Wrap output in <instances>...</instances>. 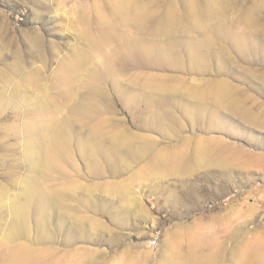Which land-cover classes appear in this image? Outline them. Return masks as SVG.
<instances>
[{
  "label": "rangeland",
  "instance_id": "374dc122",
  "mask_svg": "<svg viewBox=\"0 0 264 264\" xmlns=\"http://www.w3.org/2000/svg\"><path fill=\"white\" fill-rule=\"evenodd\" d=\"M138 2L0 0V264H264V1Z\"/></svg>",
  "mask_w": 264,
  "mask_h": 264
},
{
  "label": "bare ground",
  "instance_id": "6f19581e",
  "mask_svg": "<svg viewBox=\"0 0 264 264\" xmlns=\"http://www.w3.org/2000/svg\"><path fill=\"white\" fill-rule=\"evenodd\" d=\"M137 1V2H136ZM138 1H142V2H144V1H147V0H116V6H115V8H116V10L115 11H117V12H119V13H122V14H124V16H123V20H122V24L123 25H127V23H128V20H127V23H126V19H129V21L130 20H133L135 23H136V25L138 26V27H142V26H144V25H146L147 24V22H146V19H147V10L145 9V8H143L144 6H145V4H144V6H142L141 8L142 9H138L139 8V2ZM167 1V0H166ZM170 1V0H169ZM174 1V0H173ZM185 1V0H184ZM198 1H237V0H198ZM247 1V0H246ZM264 1V0H263ZM128 4V7L126 8L125 7V4ZM208 5V4H207ZM147 6V5H146ZM121 10H124V11H121ZM211 11V10H210ZM206 16L208 15L207 13L205 14ZM125 16H126V18H125ZM194 18V17H193ZM168 23H167V29H166V33L168 32V28L173 24L172 22H170V21H167ZM200 22V21H199ZM197 23H198V21H197ZM196 23V24H197ZM129 25V24H128ZM177 29V28H176ZM104 31L105 30H103V33H101L103 36H104ZM168 34V33H167ZM254 35V34H253ZM107 36L108 35H106L105 36V38H103L102 39V41L100 42V44H102V42H104V41H106L107 40ZM137 44V43H136ZM135 47V46H134ZM137 47V46H136ZM127 49V48H126ZM133 50H135V49H133ZM136 50H138V49H136ZM139 51V50H138ZM171 52V51H170ZM166 55H169L168 53L166 54ZM174 55L175 54H170L169 55V57L170 58H168L170 61L172 60V58L173 59H176L175 57H174ZM176 55H179V54H176ZM180 58V57H179ZM178 58V60H180ZM174 62H177V63H179V61H177V60H175V61H173L172 63H174ZM180 64V63H179ZM180 66V65H179ZM234 74V73H233ZM258 74V73H257ZM238 76V75H237ZM262 78L264 79V75H262ZM66 83L67 84H70L71 83V79L70 78H66ZM261 168H264V166H261ZM39 194V193H38ZM33 196V195H32ZM43 198V197H42ZM42 198H39V199H42ZM1 204V203H0ZM4 204L2 205L1 204V206H0V211H2L3 209H4ZM13 209H14V211L16 212V215L18 216L17 217V221H21V223L19 224V226H20V231L19 232H17V233H15V232H13V233H11L10 234V239L12 240V241H16V240H18L19 238H21V237H26L27 236V230H25L24 228H25V225H24V222H25V220H24V215H23V213L22 214H20V208H18L17 206H14L13 207ZM38 213H39V215L41 214V212L38 210ZM45 217H47V215H44ZM43 216V218H41V220L39 221V229H42L41 230V232H40V235H39V237H38V240L39 241H41V242H44V241H46V239H47V235H46V225L49 223L47 220H46V218ZM49 220V219H48ZM18 224V223H17ZM0 226H1V221H0ZM43 231V232H42ZM251 243V242H250ZM252 243H253V241H252ZM256 243V242H255ZM263 243V242H262ZM257 244V243H256ZM255 244V245H256ZM264 244V243H263ZM251 246L253 247V245H249L248 247H250L251 248ZM260 246V245H259ZM252 250H253V248H251ZM262 251L264 250V249H261ZM247 251V250H246ZM247 252H250V251H247ZM260 252V251H259ZM264 252V251H263ZM20 253V252H19ZM18 254V253H17ZM259 254V253H258ZM258 254L256 255L257 257V259H255V262L254 263H250V264H260V262H262V261H260L261 260V257L260 256H258ZM249 256V255H248ZM14 257H16L15 255H14ZM20 257H21V255H20ZM244 259H245V262H244V264L246 263V253H244ZM251 257V256H250ZM264 257V256H263ZM21 258H23V257H21ZM20 258V259H21ZM249 258V257H248ZM253 258H255L254 256H253ZM253 258H251L250 260L252 261V260H254ZM20 259L18 260V259H15V260H13L12 261V263L11 264H24V263H22V261H20ZM241 259H243V258H241ZM26 261V260H25ZM242 261V260H241ZM248 262V261H247ZM253 262V261H252Z\"/></svg>",
  "mask_w": 264,
  "mask_h": 264
}]
</instances>
